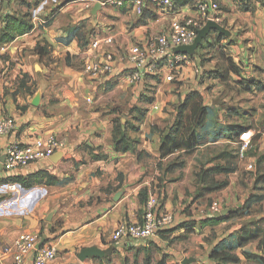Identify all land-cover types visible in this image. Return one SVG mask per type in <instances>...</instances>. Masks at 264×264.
Wrapping results in <instances>:
<instances>
[{"label": "crops", "instance_id": "obj_1", "mask_svg": "<svg viewBox=\"0 0 264 264\" xmlns=\"http://www.w3.org/2000/svg\"><path fill=\"white\" fill-rule=\"evenodd\" d=\"M115 1L119 0H4L0 35L8 15L23 16L28 11L34 30L13 42H0V117L14 118L17 124L13 132L0 137V147L5 152L10 144L30 145L54 135L65 148L48 160L12 171L4 169V156L0 158V264H11L14 245L25 233L39 236L40 242L44 241L42 247H56L57 259L52 264H104L105 259L123 254L127 247L139 249L152 242L163 249L168 244L159 237L149 242L113 241L120 224L143 221L145 201L158 192L161 211L175 215L180 225L166 231L168 236L206 234L209 226L200 224L217 219L210 214L204 217V206L199 208L192 199L201 189L196 186L200 168L187 160L185 167L174 173L165 174L158 168L161 161L167 164L170 159L161 160L158 130L173 126L178 108L189 94L197 92L204 97L206 90L195 77L196 70L201 71L197 63L206 42L192 56V64L175 81L180 84L173 89L167 85L172 83L151 72L144 75L143 86L131 87L124 80L129 71L125 64L129 48L135 44L144 47L167 31L174 17L195 15V0L184 7L176 6L175 13L166 17L151 6L142 18L133 13L127 0L122 6ZM247 1L257 11L255 24L260 33L246 48L255 50L247 51L242 41L227 45L233 34L226 36L221 45L242 78H259L264 77V0ZM220 5L222 23L228 11L234 15L241 10L243 0H220ZM110 35L116 45L113 73L89 77L84 72L86 53L96 40ZM214 35L211 33L206 41ZM38 44L45 49L43 55L36 52ZM103 52L99 44L91 59L98 61ZM250 81L258 84L254 79ZM165 87L169 89L167 95L162 93ZM215 102L204 101L208 118L197 129L198 151L231 141L224 111L229 108L222 109ZM141 115L143 119L137 121ZM117 120L138 128L129 132L131 139L138 140L134 151L116 149ZM12 186L16 189L11 190ZM196 224L199 226L192 228L194 232L187 234L188 226ZM198 243L180 255L172 254L166 263L182 264L186 258H193V264H214L209 258L212 247L200 240ZM90 247L112 252L103 259L80 261L77 255ZM167 249L165 253L173 251ZM32 258L26 263L31 264ZM240 261L243 264L246 260Z\"/></svg>", "mask_w": 264, "mask_h": 264}, {"label": "rangeland", "instance_id": "obj_2", "mask_svg": "<svg viewBox=\"0 0 264 264\" xmlns=\"http://www.w3.org/2000/svg\"><path fill=\"white\" fill-rule=\"evenodd\" d=\"M245 2L248 1L244 0L243 4ZM243 7L244 5L234 15H231L230 11L222 7V10L224 12L228 11L229 15L228 18L223 19L220 25L234 35L233 38L227 39V45H235L237 41H242L245 49L251 51L255 49L248 50L246 47L252 43L254 36H258L260 33L259 26L255 24V13L257 11L255 7L249 6L250 11L244 10ZM260 27L263 28L262 25ZM213 33L216 35L212 37V40L205 43L200 61L197 63L202 71H199V75L201 73L203 75L199 76L196 73L195 80L198 83L200 82L206 90L204 91L206 100L201 95L203 102L207 100L216 101L222 109L228 107V111L224 110L228 126L230 128L235 127L237 131H241V129L251 131L253 136L246 151L241 149L242 140L240 137H231V141L203 147L194 154L185 156V160L192 165L195 164V167L200 169L201 167L210 168L216 165L235 166V173L217 177L218 181L227 180L229 182L226 189L207 194L202 186L196 184L201 189H197V192L192 195L194 203L199 208L204 206V217L207 214L217 217L222 215L212 213V205L217 202L221 205L223 211H229L227 215H231L232 218H228L224 221V224L215 227L207 226L206 234L203 233V235L201 232L196 235L197 232H195V236L191 238H185L182 236L184 234L168 236L166 232L161 233L158 237L165 240V244H168L165 248L160 249L153 242L149 246L139 249L134 247H129V249L127 247L123 254L111 255L105 259L104 264H132L134 260L142 264L147 259H151L155 264L161 259L172 258L174 253L180 255V252L186 248L199 246V243L197 244L198 240L205 243L206 246L212 247V249H215L221 241L227 242L231 247H235L232 251L233 254L237 255L240 260H246L243 264H261L256 258H264V184H257L259 176L264 174V77L260 75L259 78H252L245 75L247 78H242L239 71L231 70V67L227 64L226 53L223 51L225 47L221 45V41L225 39L219 36L221 33ZM208 71L211 73L216 71L215 73L220 75V79L215 82V79L208 78ZM228 72L233 75H228ZM223 77L227 80H224ZM239 77L242 79L241 81L254 79L256 80L255 83L258 84L253 83V91L245 92L243 88L249 85H247V82L241 84ZM179 84L180 82L177 81L172 85H167L173 89L174 85ZM21 87L25 88V85H21ZM148 87H151V85L149 84ZM189 90L190 88L187 91ZM162 93L167 95L169 89L165 87ZM172 93L175 94L176 91ZM249 166H253V169L250 170ZM197 226L199 224H196ZM163 234L164 236H160ZM242 240L246 241V244L243 247H237ZM214 243H216V246H214ZM167 248L173 251L165 253L168 250ZM200 249L203 250V246H200ZM187 252L192 255L195 254V251Z\"/></svg>", "mask_w": 264, "mask_h": 264}, {"label": "built area", "instance_id": "obj_3", "mask_svg": "<svg viewBox=\"0 0 264 264\" xmlns=\"http://www.w3.org/2000/svg\"><path fill=\"white\" fill-rule=\"evenodd\" d=\"M133 13L142 18L149 8L155 7L156 12L162 16H171L176 11L175 0H127ZM4 0H0V11ZM123 0L115 1L114 4L123 5ZM193 16L174 17L167 31L154 37L151 42L145 43L144 47L135 44L129 48L125 60L129 71L124 80L131 87H139L144 84V75L154 73L164 78L169 83L180 78L184 70L192 62V56L176 52V48L188 47L195 42L198 31L209 21L220 24L221 5L220 0H195ZM100 44L104 52L102 58L93 61L91 55ZM115 38L105 36L102 40H96L94 45L86 53L84 72L89 77L112 74L115 62ZM90 54V55H89ZM93 56V55H92ZM198 74L199 71L196 70ZM91 102V99H88ZM16 121L11 117H0V137L9 135L16 129ZM252 133L242 135V151H246L251 144ZM65 144L56 136L51 135L46 139H37L30 145L20 143L10 144L5 152L0 147V158L4 156L3 167L7 171L18 168H27L34 163L48 160L56 153L63 150ZM4 152V153H3ZM250 170L253 166H249ZM16 187L12 186L11 190ZM162 197L160 193L148 196L144 204V217L141 223H122L113 234V241L118 243L149 242L159 234L179 226L175 215L161 211ZM223 210L219 203L212 205V213L222 214ZM39 236L34 234H21L15 245L11 264H27L28 258L33 256L31 264H52L57 259V249L54 246H46L37 249Z\"/></svg>", "mask_w": 264, "mask_h": 264}, {"label": "trees", "instance_id": "obj_4", "mask_svg": "<svg viewBox=\"0 0 264 264\" xmlns=\"http://www.w3.org/2000/svg\"><path fill=\"white\" fill-rule=\"evenodd\" d=\"M244 1V0H243ZM191 3V0H175V5L177 7H184L187 4ZM249 3L243 4V9L250 11ZM251 7V6H250ZM31 8L29 7V10ZM6 28L0 35V42H13L18 36H23L25 34L31 33L34 30V25L31 20V15L29 11L23 16H10L6 17ZM221 38L227 39L225 35H219ZM219 37V38H220ZM207 40V39H206ZM205 40V42H207ZM201 47V45H200ZM199 47V49H200ZM198 49V50H199ZM45 49L40 46L36 47V52L43 55ZM193 59V58H192ZM227 64L231 67V70L238 71V68L234 65L232 60L227 59ZM216 72V71H215ZM214 72V73H215ZM207 73L208 78H213L215 80L220 79V75L217 73ZM230 75V72H228ZM224 78V77H223ZM224 80H227L224 78ZM247 82L248 87H244L245 92L253 91L252 81H241V84ZM251 84V85H250ZM142 116V115H141ZM208 118V109L204 105L203 97L201 94L192 92L186 97V100L179 106L178 115L175 123L172 127L165 130H158L161 137V160L168 159L167 164L161 161L158 164V168L165 174L174 173L176 171L182 170L186 165L185 156L194 154L199 147V139L197 137V129L202 127ZM141 121L143 116L138 118ZM138 128L135 126H129L128 123L122 125L119 120L114 124V145L117 150L123 152L134 151L138 144V140L131 139L129 136L130 131H137ZM228 131L232 137L239 138L243 134L249 132L247 130L237 131L235 127L228 126ZM100 157H103L100 155ZM236 172L235 166H222L216 165L210 168L201 167L200 171L197 172V184L202 186L203 190L207 194L220 192L226 189L229 186L227 180L218 181L217 177L220 175H229ZM257 184H264V174L259 176L257 179ZM142 202H144V196L142 195ZM146 203V201H145ZM232 218L231 215H224L217 217V219L206 220L200 225L202 227L207 226H217L220 223H223L227 219ZM180 225L174 229L168 230L169 232L178 229ZM196 225L188 226L187 234L194 232L192 229ZM166 232V231H165ZM164 233V232H163ZM167 233V232H166ZM246 244V241L242 240L237 247H243ZM263 247V246H262ZM235 247H231L230 244H227L225 241H221L217 244L216 248L213 249L209 255V258L213 261L214 264H239L240 258L233 254L232 251ZM261 264H264V258L257 257ZM133 264H139L137 260H134ZM142 264H153L151 259L145 260ZM155 264H167L166 259H161Z\"/></svg>", "mask_w": 264, "mask_h": 264}, {"label": "water", "instance_id": "obj_5", "mask_svg": "<svg viewBox=\"0 0 264 264\" xmlns=\"http://www.w3.org/2000/svg\"><path fill=\"white\" fill-rule=\"evenodd\" d=\"M100 8V4L97 5L96 9ZM213 32H219L223 35L226 36H231L230 32L224 28L222 25H220L217 22L214 21H209L207 22V24L198 31V36L195 40V42L193 43V45L188 46V47H179L176 48V52L180 53V54H187L190 56H196L197 51L200 47V45L208 38V36L213 33ZM229 211H223L222 212V216L226 215ZM44 244V241H41L38 245H37V249H40ZM112 249H108V250H101L97 247H90V248H86L83 249L78 255V259L82 262L88 260V259H92V258H99V259H103L105 257H107L109 254H111ZM196 260L191 258V259H185L183 260L182 264H193Z\"/></svg>", "mask_w": 264, "mask_h": 264}]
</instances>
